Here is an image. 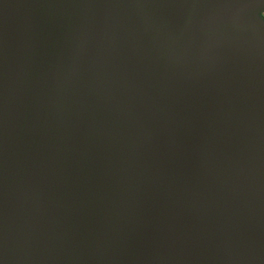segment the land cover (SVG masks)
I'll use <instances>...</instances> for the list:
<instances>
[{
	"label": "water",
	"instance_id": "95a60500",
	"mask_svg": "<svg viewBox=\"0 0 264 264\" xmlns=\"http://www.w3.org/2000/svg\"><path fill=\"white\" fill-rule=\"evenodd\" d=\"M264 0H0V264H264Z\"/></svg>",
	"mask_w": 264,
	"mask_h": 264
},
{
	"label": "bare ground",
	"instance_id": "6f19581e",
	"mask_svg": "<svg viewBox=\"0 0 264 264\" xmlns=\"http://www.w3.org/2000/svg\"><path fill=\"white\" fill-rule=\"evenodd\" d=\"M215 23L224 28L235 31H248L264 37V15H253L241 11L234 15L215 20Z\"/></svg>",
	"mask_w": 264,
	"mask_h": 264
}]
</instances>
